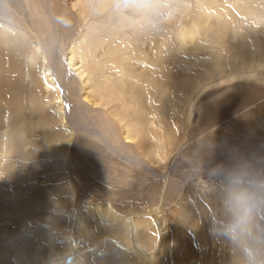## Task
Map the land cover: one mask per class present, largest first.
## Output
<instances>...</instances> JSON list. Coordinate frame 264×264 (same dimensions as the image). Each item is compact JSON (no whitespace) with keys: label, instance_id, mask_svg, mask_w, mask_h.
<instances>
[{"label":"bare ground","instance_id":"1","mask_svg":"<svg viewBox=\"0 0 264 264\" xmlns=\"http://www.w3.org/2000/svg\"><path fill=\"white\" fill-rule=\"evenodd\" d=\"M229 1L0 0V264H162L130 251L168 238L160 203L199 188L200 213L223 217L206 224L228 240L223 264L251 248L264 259L263 200L250 218L261 231L236 236L209 207L226 210L218 170L264 181V0ZM161 11L184 22L164 24ZM221 77L243 84L191 128L194 98ZM150 188L156 206L126 214ZM72 223L97 242L74 251ZM186 249L180 262L195 255Z\"/></svg>","mask_w":264,"mask_h":264},{"label":"rangeland","instance_id":"2","mask_svg":"<svg viewBox=\"0 0 264 264\" xmlns=\"http://www.w3.org/2000/svg\"><path fill=\"white\" fill-rule=\"evenodd\" d=\"M233 1L234 0H230L229 2H227V4H231V3H233ZM77 2H79V0H66V3L68 6L73 5V4L75 5V3H77ZM156 2L160 3L161 0H156ZM187 3H188V5H190V8H191L192 4H194V0H188ZM211 4H212V6H215V4H213V3H211ZM158 13H162L165 15V18H162L163 16L162 15L160 16V14H158L159 17L157 18V20H159L161 22L162 21L165 22L164 24H166V22H168V21L170 22L171 25H173L175 22L179 24L180 20H181V22H184L183 21L184 18L183 19L180 18V20H179L178 16L172 17L171 15L164 13V11L163 12L161 11ZM225 15L228 16L231 14L227 10ZM190 24L191 23L188 20L186 25L190 26ZM168 27L169 26H167V25L165 26V28H167L169 30L170 28H168ZM103 38H105V37H103ZM242 82L243 81H242L241 77H239V79H237V78L232 79V81H231V79H229L228 81H225L224 78L221 77V78L214 80L213 82H210V83L207 82L209 84L208 87L205 88L202 93H200L201 95L198 94L197 97H195L193 100V103H195V104H193V107H192L191 122L189 123V125H191V128L196 127V126L199 127L198 125L202 122V120L200 119V114L202 113V107L204 105L205 106L211 105L213 102L218 101L222 97H224L225 95L229 94V92L239 90L237 87L242 86V84H243ZM191 99H193V97ZM157 100H159V97ZM254 104L255 103H253L251 106L255 107ZM92 107H98V106L93 104ZM253 107H250V108H253ZM128 142H130V141L128 140ZM127 143H125V144L128 146L131 145V143H128V144ZM249 149H250V147H247V151L245 153L252 151ZM243 160H245V161L248 160V158L244 154H243V158H242V163H243ZM128 162H130V165H132V166L135 165L134 163H131V161H128ZM242 163H241V167H243ZM150 167H151V169H154V171L155 170L158 171V169L155 168V167H157L156 164L153 165V167L152 166H150ZM165 169L161 170V172H163L162 175H161V173L156 172L157 176H158L156 179H158L157 185L162 184V185H164V187H167L168 186L167 184L169 183L170 178H171L172 170L169 171L168 167H166ZM243 169H244V167H243ZM169 172H170V174H168ZM166 173H167V175H166ZM163 174L166 175V177H163ZM151 175L153 177H155L153 174H151ZM185 176H183V177H185ZM162 182H164V183H162ZM217 184H219V183H217ZM151 189L152 188H150V190L147 192V195H149V197L148 196L142 197L140 195L133 196L132 197L133 200L134 199H136V200L133 201V204H128V213H126V214H128L129 216L134 218L135 215L138 213L137 211H139V210H140V212L151 211V209L154 208L156 206L155 204L157 203L156 202L157 199H155L154 196L151 194L153 192ZM211 192H213V191H210V193ZM192 193H193L192 191H187V193H186L188 197L192 198L191 200L187 199L184 201L185 197H183V200H181L178 197L175 198V196L173 195L170 198L169 203H167V204H165L164 202L160 203V205L164 206V208L166 210V215H165V218L167 219L166 224L169 228H171V233H170L171 235H169L168 238L167 237H161V236H158V238H157V237H154V235H153V238L156 241L155 244L153 245V247L151 244H149V242L147 240L144 241V243L142 245H140L143 252L137 251L138 248L136 249L137 252L136 251H133V252L130 251L132 256H133L132 258L134 260L138 259L137 261H140V260H143V258H145V259L151 260V261H153V259H156V260L160 261L162 264H185V263H187V264H210V260L213 258V260L215 261V264H223L224 263L226 254H225L223 248L225 246L228 247V240L224 239L225 243L222 242V239L220 237L221 233H218L219 232L218 226L213 228L212 230L207 227L209 222H214V223L218 222V224H219V222H222L223 217L221 216V220L217 221L219 219L220 215L218 216V215H216V213H213L212 211H210L208 213V219H206L207 217H205L203 215V213H200V205L202 204V201H199L197 199V197L200 198L202 195L204 196L205 190L199 188V191L197 192V196L192 194ZM219 193L222 196L224 194V190L219 189ZM151 197L153 199H151ZM205 197H206V195H205ZM138 198H140V199H138ZM219 200L222 202L221 199H219ZM134 202H135V206H134ZM193 204L195 206H193ZM260 204H262V202ZM258 205L259 204H257V206ZM116 206H117L116 208L118 209V207H120V204H118ZM209 207L212 209L215 208L214 211L218 212V213H220V211H225L222 213H225L226 216H230L228 220H224L225 225L230 224L232 222V217H231L230 213L227 212V209L221 210V206L219 207L217 205L216 206L210 205ZM259 210L264 211V206L259 205ZM193 212L200 213L199 214L200 216H198L200 219L196 220L197 224H194L195 226H189L190 224H193L192 220L190 219ZM128 215H126L127 218H128ZM261 215L264 218V213H262ZM255 220L256 219L252 218V221H250L248 224V225H251V231L252 230L253 231H261L260 227H258V228L256 227L254 230V227L256 226ZM71 225L72 226H70V229H69V234H70L69 237H71L72 242H74L73 245L76 244L74 247L77 249L74 251H80L82 248L92 247L94 245V243L97 242L98 234L96 235L95 231L92 232V229L91 230L88 229L86 232H84L85 233L84 234V233H82L81 229L76 226V223L75 224L72 223ZM177 234H178V236H174ZM226 236H231V235H226ZM183 237H184V239H182ZM163 238L165 239L164 242L162 240ZM192 239H193V241H192ZM179 245L187 247V249L189 247L190 252H192V251L195 252V255H194V253H193L194 256L189 254L187 257H185L180 262L178 260L179 253H180V252H178ZM187 249H186V253H187ZM232 249H233V252L236 251L235 250L236 246H234V248H232ZM252 249L253 248H251L249 250L250 251L249 256H251V257L248 256L247 258H245L243 264H264V259L261 257H259V258L257 257L256 259H251V258H253L252 255H254V251H253L254 249L253 250ZM144 252H146V253H144ZM72 254L73 253H71V257H69V259L74 258ZM188 259H189V261H188Z\"/></svg>","mask_w":264,"mask_h":264},{"label":"clouds","instance_id":"3","mask_svg":"<svg viewBox=\"0 0 264 264\" xmlns=\"http://www.w3.org/2000/svg\"><path fill=\"white\" fill-rule=\"evenodd\" d=\"M216 174L224 176V204L232 217L225 234L236 236L247 229L253 208L264 200V181L245 172L224 174L218 170Z\"/></svg>","mask_w":264,"mask_h":264}]
</instances>
